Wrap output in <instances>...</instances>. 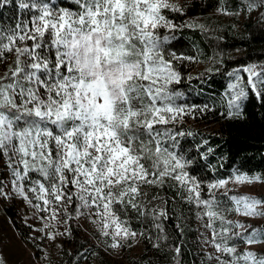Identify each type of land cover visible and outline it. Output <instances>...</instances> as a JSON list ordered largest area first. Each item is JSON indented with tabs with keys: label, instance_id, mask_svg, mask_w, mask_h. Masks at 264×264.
Returning <instances> with one entry per match:
<instances>
[{
	"label": "snow or ice",
	"instance_id": "1",
	"mask_svg": "<svg viewBox=\"0 0 264 264\" xmlns=\"http://www.w3.org/2000/svg\"><path fill=\"white\" fill-rule=\"evenodd\" d=\"M9 2L26 19L0 28V62L6 54L15 57L14 66L0 76V156L7 157L19 194L29 200L23 182H30L29 191L42 202L33 206L50 212L52 220L61 210L68 216L69 205H76L77 215L90 210L116 248L119 239L143 235L121 219L120 209L139 211L137 199L146 195L142 189L171 179L189 203L204 209L200 215L207 217L211 232L207 243L220 254L217 264H264V256L238 253L237 245L229 243L264 244V228L233 224L218 210L215 191L230 181L209 183V198H202L201 182L170 150L175 144L165 146L184 135L167 126L191 114L175 104L178 94L169 86L181 82L173 61L193 58L167 51L175 37L160 32L174 33L178 27L165 11L182 14V9L171 0H0V7ZM254 10L250 3L248 11ZM243 72L246 84L239 72L232 73L230 117L239 114L232 110L239 109L247 89L257 96L264 92L258 87L264 86L262 72L255 66ZM231 182L251 184L260 178L237 175ZM0 196H6L2 189ZM229 199L236 214L264 217V201ZM159 217L167 213L160 209L153 219Z\"/></svg>",
	"mask_w": 264,
	"mask_h": 264
},
{
	"label": "trees",
	"instance_id": "2",
	"mask_svg": "<svg viewBox=\"0 0 264 264\" xmlns=\"http://www.w3.org/2000/svg\"><path fill=\"white\" fill-rule=\"evenodd\" d=\"M250 3L255 5L253 15L239 21L241 12L249 13ZM176 5L182 9V14L167 10L165 14L178 26L177 29L174 33L166 29H160V32L175 37L166 45L167 51L178 57L193 58L173 61L181 82L169 86L178 94L177 106H192L193 109L190 115L183 116V121L167 126L184 135H177L174 142L169 141L165 146L175 144L170 150L183 158L185 170L201 182L202 198L208 199L209 183L229 180L235 174H257L264 179V92L257 96L247 89L248 96L240 101L239 109L232 110L233 113L238 111V115L230 117L228 108L229 85L235 82L232 73L239 72L240 75L243 67L255 66L256 71L264 75V4L261 0H186ZM218 9L231 17L225 19L222 14H214ZM24 19L26 16L14 4L9 2L0 7V28L14 27ZM6 56L1 64L8 69L14 66L15 57L12 54ZM194 63L202 67L192 68ZM189 117L195 123H212L216 127L207 131L188 126L184 120ZM30 175L33 179L39 178L37 173ZM25 184L32 186L28 181ZM142 191L146 195L137 199L139 211L131 206L120 209L121 219L127 220L132 230L143 233L138 235L141 253L126 255L125 264H197L201 253L194 204L181 201L184 191L171 179L165 180L163 186H145ZM157 194L164 197L165 202L159 208H153L151 203ZM230 197V193L215 191L218 210L226 220L232 221L236 213L232 211ZM258 198L264 201V195ZM75 207V204L69 205L68 216L64 215L68 242L61 250V264H83L99 253L98 247L84 239ZM160 209L167 217L153 219ZM4 214L13 216L12 207H5ZM216 223L218 226L219 221ZM260 228H264V222L258 225L257 229ZM165 236L167 239H163ZM229 243L236 244L237 252L242 253L240 249L245 245L242 241ZM157 244L159 247L155 246Z\"/></svg>",
	"mask_w": 264,
	"mask_h": 264
},
{
	"label": "rangeland",
	"instance_id": "3",
	"mask_svg": "<svg viewBox=\"0 0 264 264\" xmlns=\"http://www.w3.org/2000/svg\"><path fill=\"white\" fill-rule=\"evenodd\" d=\"M186 0H171L174 4H180ZM214 14H222L225 19L231 17L230 14L223 13L220 9L216 10ZM252 11L247 14L240 13L238 16L239 21H243L247 16H252ZM13 57V56H11ZM10 64V63H9ZM9 64L7 66H9ZM198 63H194L192 68H201ZM249 67V66H246ZM240 74L243 77V83H247V73ZM8 69L0 62V76H4ZM256 70V68H255ZM184 107L191 113L192 106ZM185 119L182 117L178 122ZM187 125H194L198 128L210 131L215 129L212 123L198 122L189 119L184 120ZM237 175H247L250 178L259 177L257 174H235L229 179L226 188L220 189L231 196H248L259 199L260 195H264V179L260 178V182L251 184L233 183ZM15 178L11 174V169L8 167L7 157L0 156V189L6 193V196H0V263L1 264H61L62 253L61 250L67 245L68 238L65 230V217L64 212L61 210L55 220L50 219V212H42L35 208L33 205L41 203L35 199V194L29 191V187L24 185V192L29 197L25 200L19 194L17 188L13 187V180ZM168 180V179H166ZM174 181V180H172ZM176 182V181H174ZM19 183V182H18ZM182 191L183 188L176 182ZM157 191V189H156ZM158 192V191H157ZM180 194V192H178ZM181 195V194H180ZM186 193L182 195L181 201L185 199ZM175 199V198H174ZM164 200V201H163ZM31 201V203L29 202ZM175 201V200H174ZM165 202L164 197L157 194L152 200L153 208H159ZM7 206L12 207L13 216L9 217L4 214V208ZM196 208V228L197 236L199 239V260L197 264H217L216 257L220 254L215 251V248L207 241L211 240V232L206 228L207 217L201 218V213L204 209ZM264 211V208L261 209ZM81 215H77V221L81 226L84 239L93 244L94 247L99 248L97 256H91L83 262V264H125V256H136L141 253V245L138 236L134 239L123 240L119 239L120 247L112 248L111 236L105 237L101 234V224L99 217L95 216L90 210L83 209ZM95 221V222H94ZM232 221L239 222L245 225H250L252 228H257L258 225L264 222V217L249 218L238 214L232 217ZM250 230V229H249ZM245 231L244 229H236V232ZM49 234L55 236V239H49ZM98 235V237L96 236ZM240 251L254 252L261 256L264 253V244L253 245L249 247L244 245ZM211 257V258H210Z\"/></svg>",
	"mask_w": 264,
	"mask_h": 264
}]
</instances>
